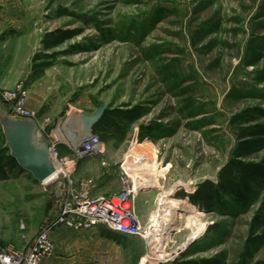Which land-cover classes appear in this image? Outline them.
<instances>
[{
    "label": "rangeland",
    "instance_id": "374dc122",
    "mask_svg": "<svg viewBox=\"0 0 264 264\" xmlns=\"http://www.w3.org/2000/svg\"><path fill=\"white\" fill-rule=\"evenodd\" d=\"M64 30L81 31L45 50L46 36ZM54 52L36 77L34 65L42 61L36 57ZM20 85L40 136L59 141V157L68 163V175L46 181L91 179L94 196L117 194L126 175L142 186L135 207L144 236L122 239V259L111 264H174L187 247L189 257L224 254L232 264L244 251L253 219L264 214V181L248 206L228 196L227 208L205 209L188 198L157 247L147 231L166 191L193 193L201 182L218 180L238 141L232 116L264 110V0H0V99ZM100 105L105 112L141 106L143 116L125 138L99 130L100 151L79 158L67 145L68 119L93 115ZM87 130L82 124L76 135ZM138 140L149 143L151 156L138 157ZM263 158L264 150L248 160ZM16 168L0 177V246L20 248L58 213L59 189ZM141 171L148 179L139 178ZM188 212L196 221L187 220ZM263 258L264 243L251 264Z\"/></svg>",
    "mask_w": 264,
    "mask_h": 264
},
{
    "label": "trees",
    "instance_id": "16d2710c",
    "mask_svg": "<svg viewBox=\"0 0 264 264\" xmlns=\"http://www.w3.org/2000/svg\"><path fill=\"white\" fill-rule=\"evenodd\" d=\"M78 31L51 32L43 40L45 50H50L64 44L69 39L76 37ZM59 52L39 54L36 60H42L34 66L35 75H41L45 68L51 65L50 57H55ZM143 116V108L135 106L128 109H110L104 112L93 126L94 132L99 130L112 133L120 138H125L128 127ZM264 117V110L259 107L243 109L231 118V123L238 126L239 136L233 155L227 163L218 171V180H205L201 182L193 193H178L179 197H188L192 204L205 209L228 207L227 197L239 206H248L255 195V185L264 181V158L262 161L248 160L256 152L264 150V124L259 123L260 117ZM1 126V125H0ZM18 166L16 159L9 153L8 147L0 149V177H6V168ZM263 228L262 231L259 230ZM250 235L247 239L244 251L232 264H251L254 251L264 243V214L255 216L251 223ZM191 248L180 254L173 260L174 264H228L224 254L213 257H201V259L189 257ZM256 264H264V258Z\"/></svg>",
    "mask_w": 264,
    "mask_h": 264
},
{
    "label": "built area",
    "instance_id": "2783aa9c",
    "mask_svg": "<svg viewBox=\"0 0 264 264\" xmlns=\"http://www.w3.org/2000/svg\"><path fill=\"white\" fill-rule=\"evenodd\" d=\"M1 96L12 117L32 119L41 128L36 112L27 105L29 95L24 86L20 85L15 90L8 89L2 92ZM50 142L51 160L58 170L56 175L59 173L68 175V163L61 160L57 150L59 141L50 139ZM68 142L69 148L79 158L99 152L102 146L98 133H93L91 130L80 147L76 148L72 139ZM122 178V190L113 196L91 194V188L94 187V181L91 179L83 180L80 185H77L73 179L44 180L43 185L56 182V187L59 189L58 213L54 218L43 223L25 248L14 245L0 246V264H42L43 259L54 254L56 249V241L51 237L52 232L62 226L81 231L103 225L112 232L125 236L143 237L145 231L135 207L138 191L142 186L136 187L134 178L130 175Z\"/></svg>",
    "mask_w": 264,
    "mask_h": 264
},
{
    "label": "crops",
    "instance_id": "0c3cea01",
    "mask_svg": "<svg viewBox=\"0 0 264 264\" xmlns=\"http://www.w3.org/2000/svg\"><path fill=\"white\" fill-rule=\"evenodd\" d=\"M0 111L9 113L8 106L1 99ZM16 167L19 166L14 169ZM5 168L6 173L11 169ZM51 237L56 241V249L54 254L43 259L42 264H111L122 259L120 242L128 236L99 225L92 230L81 231L62 226L56 228ZM18 245L20 248L26 247L24 243Z\"/></svg>",
    "mask_w": 264,
    "mask_h": 264
},
{
    "label": "water",
    "instance_id": "95a60500",
    "mask_svg": "<svg viewBox=\"0 0 264 264\" xmlns=\"http://www.w3.org/2000/svg\"><path fill=\"white\" fill-rule=\"evenodd\" d=\"M99 107L95 114H83L81 117H75L74 121L80 122L81 127L85 124L90 130L105 112V107ZM0 125L9 153L16 159L20 168L30 172L39 182H44L54 174L56 167L49 152L51 142L40 136L39 126L34 120L12 117L7 111H0Z\"/></svg>",
    "mask_w": 264,
    "mask_h": 264
},
{
    "label": "bare ground",
    "instance_id": "6f19581e",
    "mask_svg": "<svg viewBox=\"0 0 264 264\" xmlns=\"http://www.w3.org/2000/svg\"><path fill=\"white\" fill-rule=\"evenodd\" d=\"M74 120H75L74 118L68 119L69 122H67L66 131L68 132L69 137H71V139L73 140L74 146H76V148H77V147H80V145H82V142L84 141V139H87L90 130L88 129L87 131L83 132L80 136H77L76 133H77L78 128L80 127V125H79L80 122H78V121L76 122ZM73 122L75 123V126L77 124V126H76L77 128H74L71 125ZM149 147H150V145L148 142H144V141L139 142V140H138V141L134 142V149L133 150L137 153L138 157H140L141 154L146 155V153H150V151L152 149ZM151 153L147 154V155L151 156ZM150 160H151V158L147 159V161H144V162L140 161L139 165L141 164V166H144V165L150 164ZM145 167H148V166H145ZM143 170H145V169H143ZM57 172H58V170L56 169L54 174L47 179L54 178V176L57 174ZM139 178L148 179L147 174H145L144 171H141ZM156 180H157L156 177L153 178V180H151L152 184L156 185ZM136 187H137V184H136ZM160 201H161L162 207H160L158 210H156L155 213H153L152 229L147 231L148 232V234H147L148 238L147 239H149L151 241V243L154 244V247H157L158 244L162 241V239L167 236L166 232H165V227H167L168 225H171L174 221H176L175 219L179 215L177 210L184 211L185 209H187L189 207L188 197H185V198L179 197V196L175 195L174 191H172V190L166 191L162 195ZM188 213H189V215L187 217V220L188 221H196L195 214L192 212H188ZM146 258L148 259V256H146ZM146 258H144V259L146 260Z\"/></svg>",
    "mask_w": 264,
    "mask_h": 264
}]
</instances>
